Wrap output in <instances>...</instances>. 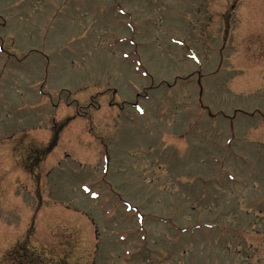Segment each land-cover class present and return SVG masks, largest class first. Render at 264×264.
<instances>
[{"label": "rangeland", "instance_id": "obj_1", "mask_svg": "<svg viewBox=\"0 0 264 264\" xmlns=\"http://www.w3.org/2000/svg\"><path fill=\"white\" fill-rule=\"evenodd\" d=\"M0 264H264V0H0Z\"/></svg>", "mask_w": 264, "mask_h": 264}]
</instances>
